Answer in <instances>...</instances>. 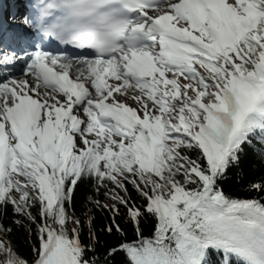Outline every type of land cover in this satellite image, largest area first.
<instances>
[{
	"label": "snow or ice",
	"instance_id": "snow-or-ice-1",
	"mask_svg": "<svg viewBox=\"0 0 264 264\" xmlns=\"http://www.w3.org/2000/svg\"><path fill=\"white\" fill-rule=\"evenodd\" d=\"M21 15L0 25V264H264V176L227 190L248 150L264 168V0H28Z\"/></svg>",
	"mask_w": 264,
	"mask_h": 264
},
{
	"label": "trees",
	"instance_id": "trees-1",
	"mask_svg": "<svg viewBox=\"0 0 264 264\" xmlns=\"http://www.w3.org/2000/svg\"><path fill=\"white\" fill-rule=\"evenodd\" d=\"M241 175L239 177H235L230 180L227 190L235 197H243L245 195V189L247 184L250 181H256L264 176V168H262L257 162L255 157L252 155L251 150H248V155L243 159L241 168ZM88 196H95L93 192L85 189L81 186L76 193L73 205V211L77 216H80L81 219H86L87 217L84 215L87 212L88 208H91L92 205L87 203ZM102 202L108 203L102 195L98 197ZM93 213L95 216V229L99 233L101 229L106 225V218L108 217V213L106 211H100L97 209H93ZM3 223L6 226H11L14 229L13 240L15 244L18 246V250L22 255L27 254V234L21 230L16 229L14 225L11 223V215L3 218ZM124 230L126 232V242H132L136 239L135 229L130 224H123ZM141 229L144 232L145 236H150L152 231H154L152 221L147 220L141 223ZM87 236V229H85V238ZM101 240H106L109 244L116 243L115 238L108 237L106 235H101ZM119 259V258H118Z\"/></svg>",
	"mask_w": 264,
	"mask_h": 264
}]
</instances>
